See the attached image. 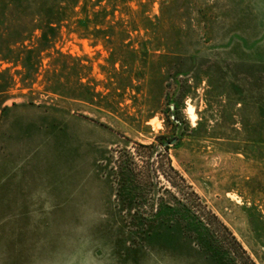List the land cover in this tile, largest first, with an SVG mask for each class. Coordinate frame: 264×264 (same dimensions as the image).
<instances>
[{"label":"rangeland","instance_id":"374dc122","mask_svg":"<svg viewBox=\"0 0 264 264\" xmlns=\"http://www.w3.org/2000/svg\"><path fill=\"white\" fill-rule=\"evenodd\" d=\"M22 1L14 23L62 21L35 80L0 61V264H264V0Z\"/></svg>","mask_w":264,"mask_h":264},{"label":"trees","instance_id":"16d2710c","mask_svg":"<svg viewBox=\"0 0 264 264\" xmlns=\"http://www.w3.org/2000/svg\"><path fill=\"white\" fill-rule=\"evenodd\" d=\"M62 2H64V0H58L56 5H52L55 10L54 12L66 10V7L61 5ZM99 2L100 0H98V3ZM22 4V0H0V61L11 62L14 64V66L21 65L23 68L24 79L33 81L38 77L41 66L39 64V62H41L39 61L41 60L39 56L43 51H48L53 47L59 28L56 26V23H59L62 21V19L58 17L57 21L53 22V19L50 18V20L46 21L44 25L41 23L34 24V19H30L29 22L32 25L31 28L26 27L24 25L25 23H22V25L20 23H14L13 21H15L17 16L23 15L24 11L26 12V10L29 9L28 6L22 7ZM17 21L21 22L20 19ZM36 30H40L41 34L36 37V40H32L31 38H33V34ZM27 41H30L31 44L25 45V42ZM18 44H20L21 47H17ZM57 54L59 57L64 56V54L59 52H57ZM55 61L58 60L55 59ZM55 61L53 62L55 67L51 69L49 68L46 71L48 74V76H46L47 91L62 97H67L68 94L65 88L66 82L61 76L62 70H59V65L56 66ZM61 69H63V67ZM79 86L81 88H89L88 84L79 83ZM1 91L2 90L0 89V92ZM7 108V106L4 107V109ZM166 142L164 143V146L165 148H169V146L166 145ZM143 147L151 148V146L148 145H143ZM127 155L131 161V164L127 163V165L121 166L122 169L120 170L119 174L122 180L121 184L123 185V192L125 190L132 195V193L139 190L138 184L140 185L141 183L138 181V174L134 166L136 164L134 161L135 158L129 153H127ZM169 168L170 170L174 171L171 165H169ZM153 171L157 172L161 170H159V167H157L153 169ZM179 205L185 211L184 219L187 220L186 223L190 226L188 230L193 236H195L200 246L208 250L210 254L214 255L218 260L220 259L225 262L230 261L233 263L230 251L224 249V247L221 245L222 243L218 239L219 236L214 233L213 229L210 227V224L201 218L198 213L194 212L191 207L187 205V203H180ZM171 210H173L172 204H167L161 201V207L155 214H152L151 216H153V218H166V216L168 217L167 214L171 212ZM141 215L145 220H151L150 216L148 217V215ZM162 224H167V222L162 219ZM223 228L227 230V227L223 226ZM240 248L242 249V247Z\"/></svg>","mask_w":264,"mask_h":264},{"label":"clouds","instance_id":"9594fccd","mask_svg":"<svg viewBox=\"0 0 264 264\" xmlns=\"http://www.w3.org/2000/svg\"><path fill=\"white\" fill-rule=\"evenodd\" d=\"M193 126H195V122L193 121ZM69 264H73V262H69ZM84 264H92V262L91 261H84Z\"/></svg>","mask_w":264,"mask_h":264},{"label":"water","instance_id":"95a60500","mask_svg":"<svg viewBox=\"0 0 264 264\" xmlns=\"http://www.w3.org/2000/svg\"><path fill=\"white\" fill-rule=\"evenodd\" d=\"M172 108H174V106H172ZM176 142H177V139H173L171 142H166V145L174 144Z\"/></svg>","mask_w":264,"mask_h":264}]
</instances>
